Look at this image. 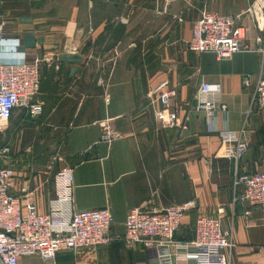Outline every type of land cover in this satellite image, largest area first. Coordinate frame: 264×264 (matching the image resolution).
Listing matches in <instances>:
<instances>
[{
	"label": "crops",
	"instance_id": "1",
	"mask_svg": "<svg viewBox=\"0 0 264 264\" xmlns=\"http://www.w3.org/2000/svg\"><path fill=\"white\" fill-rule=\"evenodd\" d=\"M1 1V16L14 21L18 52L48 59L34 98L41 114L17 109L5 132L16 170L12 193L29 187L38 210L48 213L53 177L69 168L74 208L108 207L113 218L110 244L60 252L56 264H158L162 248L125 244V218L136 207L155 212L188 200L196 208L177 240L194 237L197 217H220L232 242L224 250L228 263L264 264V211L231 203L235 169L264 173V112L250 110L251 88L242 86L243 76L261 72L262 56L253 50L264 31V0H178L164 15L156 0ZM204 11L237 17L250 51L229 60L190 51L193 22ZM202 83L226 106L211 119L195 109ZM168 90L177 92L187 130L162 128L154 118L158 94ZM105 127L121 137L102 140ZM56 139L58 157L36 166L29 154L36 141ZM237 143L246 145L237 163L222 157L225 144ZM20 264L43 263L23 257Z\"/></svg>",
	"mask_w": 264,
	"mask_h": 264
},
{
	"label": "built area",
	"instance_id": "2",
	"mask_svg": "<svg viewBox=\"0 0 264 264\" xmlns=\"http://www.w3.org/2000/svg\"><path fill=\"white\" fill-rule=\"evenodd\" d=\"M176 1L156 0L157 14H166ZM1 3L0 0V6ZM13 23L0 13V264H20L23 257H38L43 264H56L60 252L76 253L110 244L113 218L108 207L74 208L73 175L69 168L60 169L53 177L55 196L49 201L48 213L38 210L35 191L29 187L12 193L16 170L9 161L11 147L3 142L5 132L15 110H24L31 118L41 114L42 105L34 98L42 79V65L48 60L43 55L27 59L18 52V42L12 37ZM244 37V28L237 17L204 11L193 22L187 47L195 53L211 54L217 60H229L236 53L250 51L243 46ZM256 43L259 47L253 51L262 56L261 72L255 79L243 76L242 86L251 88L250 110L256 107L264 112V31ZM215 94L207 83H202L197 92L195 109L204 112L207 119L213 117L216 109H226ZM176 98L175 90L160 92L157 97L160 107L154 110V118L162 128L187 130L186 122L179 117ZM120 137L118 132L105 127L101 138L111 142ZM245 151L243 143L225 144L221 155L237 163ZM232 188V205L240 201L264 211L263 172L240 174L235 169ZM195 208V200L155 212L133 208L124 221L123 241L127 245L142 243L162 248L157 253L158 264H229L224 250L232 242L230 234L222 230L220 217L199 216L191 240L175 238L183 219Z\"/></svg>",
	"mask_w": 264,
	"mask_h": 264
},
{
	"label": "rangeland",
	"instance_id": "3",
	"mask_svg": "<svg viewBox=\"0 0 264 264\" xmlns=\"http://www.w3.org/2000/svg\"><path fill=\"white\" fill-rule=\"evenodd\" d=\"M59 142L60 141L58 139L50 142H43L42 140L36 141L35 144L37 145L35 146L34 151L32 148L31 152H29L30 156H34L36 158L34 160V164L41 167L42 165L52 163L53 157L57 158L59 155Z\"/></svg>",
	"mask_w": 264,
	"mask_h": 264
}]
</instances>
